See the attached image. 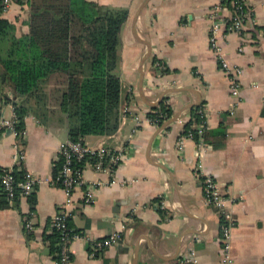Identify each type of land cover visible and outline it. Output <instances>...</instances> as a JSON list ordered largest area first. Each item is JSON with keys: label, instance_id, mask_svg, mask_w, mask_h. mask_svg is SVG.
<instances>
[{"label": "crops", "instance_id": "obj_1", "mask_svg": "<svg viewBox=\"0 0 264 264\" xmlns=\"http://www.w3.org/2000/svg\"><path fill=\"white\" fill-rule=\"evenodd\" d=\"M92 1L102 7H124L128 15L117 50L119 125L111 134L86 135L83 141L127 156L113 175L83 169L82 177L101 180L103 186L93 203H83L82 187L71 194L69 219L79 233L70 243L71 264H264V0H242L243 28L224 29L220 35L228 61L241 67L237 101L208 40V11L220 0ZM234 1L231 8L222 5L221 18L235 8ZM29 11L24 2L4 13L16 36L28 32ZM135 33L151 48L143 63L148 47ZM7 43L0 41V48ZM155 59L168 68L162 77L153 69ZM59 78L54 74L43 84L42 99L26 100L29 111L20 136L21 154L14 156L11 131L0 137V172L19 167L40 178L52 175L59 148L69 139L66 114L56 98L62 87ZM0 91L11 95L0 97V118L10 120L16 98L8 84ZM162 95L168 97L173 114L160 126L138 124L137 117ZM202 104L207 107L208 140L203 131L201 149L195 139L187 138L183 150H177L190 108ZM198 163L213 175L227 199L234 223L229 230V261L223 260L221 249V224L226 221L205 198L193 172ZM31 194L9 200L0 190V264H55L45 234L66 199L65 191L42 181ZM26 219L33 230L24 227ZM114 231L121 235L119 242L91 254V242Z\"/></svg>", "mask_w": 264, "mask_h": 264}, {"label": "trees", "instance_id": "obj_2", "mask_svg": "<svg viewBox=\"0 0 264 264\" xmlns=\"http://www.w3.org/2000/svg\"><path fill=\"white\" fill-rule=\"evenodd\" d=\"M16 2H27L30 8L26 34L16 36L14 25L0 16V41L8 42L3 50L0 48V87L8 84L13 96H16L12 100L16 129L19 132L24 129L25 116L29 111L26 100L30 97L42 99L43 84L57 74L60 77L57 81L62 87L57 88L56 98L66 114L68 138L79 141L86 135L113 133L120 119L121 82L116 73L117 50L120 31L128 15L127 9L102 7L92 0ZM222 5L231 8V0H222ZM167 98L164 96L151 107L148 114L161 118L166 113L168 119L173 112L165 103ZM198 109L199 105L190 108L189 119L181 133L190 131L196 136L197 129L192 124L201 120ZM261 114L264 115V106ZM207 135V131H204L206 141ZM224 137L225 132L222 134ZM220 145L221 141L217 146ZM63 161L64 156L58 153L52 172L54 177L58 175ZM82 166V161H73V167ZM23 174V170H13L16 181L22 180ZM0 190L6 198L1 185ZM17 196L18 193L15 198ZM29 201L33 207L34 194L29 196ZM67 225L72 228L70 219ZM71 233L79 234L73 228ZM45 238L57 263L60 259L61 233L51 228Z\"/></svg>", "mask_w": 264, "mask_h": 264}, {"label": "built area", "instance_id": "obj_3", "mask_svg": "<svg viewBox=\"0 0 264 264\" xmlns=\"http://www.w3.org/2000/svg\"><path fill=\"white\" fill-rule=\"evenodd\" d=\"M218 3L215 7L210 8L208 11L209 19V44L211 52L215 59L219 62L220 68L225 72L229 79V89L231 94L234 96L235 101L239 98L241 92V86L239 81V75L241 73V67L230 63L226 57V52L223 48L222 42L220 40V35L223 34L222 30H232L240 32L243 28V4L242 0H236L235 8L231 10L230 14L226 18H221L222 4ZM16 0H0V16L9 11L13 4H16ZM18 4V3H17ZM153 69L157 76L162 77L166 74V65L158 60L153 62ZM0 97L6 98L11 97L9 94H3L0 91ZM169 106L168 98L165 101ZM234 105L232 106V108ZM200 113L201 120L192 125L193 128L197 129V134L194 136L192 132H183L179 135L176 147L177 150L182 151L184 148V143L187 138L195 139L197 146L201 149L204 145L202 133L205 128H207V107L201 105L198 109ZM159 117H151L148 111L144 115L137 117V123L143 124L148 123L153 126H159L161 121L166 120L167 114L164 113ZM162 119V120H161ZM15 113L13 118L8 120L0 118V137L5 133V131H11L14 135V156H19L20 151V136L22 132L16 129ZM184 131V130H183ZM59 153L64 156V161L62 167L56 177L51 175L50 177L40 178L32 173L24 171L23 179L16 181L13 175V168H5L0 172V185L6 198L12 200L18 196L27 197L33 191L34 186L38 182L46 181L54 185L61 186L66 194V199L60 205L58 211L52 216L49 223V232L51 228H55L60 231V259L57 261L58 264H71V252L70 243L73 238L77 237V233H71V227L67 225V220L71 216L69 206L72 203L71 194L73 190L77 187H82L83 192V203L89 204L95 201L97 190L103 186V181L101 180H90L87 181L86 178L82 177V171L85 168H91L95 171L107 170L111 175L116 170V167L120 164V161L125 160L126 154L122 151L112 149L106 146H100L97 148L90 147L85 144L83 139L79 141H72L68 139L59 148ZM73 161H82L83 166L81 168L73 167ZM19 169V167H17ZM195 177L201 180L203 190L205 193V198L207 202L213 203L217 206L226 221V223L221 224L222 231V251L225 252L223 260H230L227 251L229 250V237H230V227L234 224L231 213L229 212L227 206V199L223 195V190L210 173H206L201 164L195 165L193 170ZM113 180L110 181V183ZM24 227L27 230H33L34 225L30 219H26ZM121 235L119 232H112L106 237L97 239L91 242L90 249L91 254L94 252H99L105 248L111 247L119 242ZM191 259V258H189ZM55 261V264H57Z\"/></svg>", "mask_w": 264, "mask_h": 264}, {"label": "water", "instance_id": "obj_4", "mask_svg": "<svg viewBox=\"0 0 264 264\" xmlns=\"http://www.w3.org/2000/svg\"><path fill=\"white\" fill-rule=\"evenodd\" d=\"M142 6H144V3L141 5V7H142ZM141 7H140V9H141ZM135 37H136L137 39H139V41L145 43V44L147 45V47H148V52H147L146 56L144 57V59L142 60V63H143V61H144V60L150 55L151 48H150V45H149L146 41H143L142 39H140V38L136 35V33H135ZM164 94H165V93H164ZM163 96H164V95H162V97H160V99L157 101V103H156L155 105H157V104L160 102V100L163 98ZM14 97H16V96H14Z\"/></svg>", "mask_w": 264, "mask_h": 264}]
</instances>
